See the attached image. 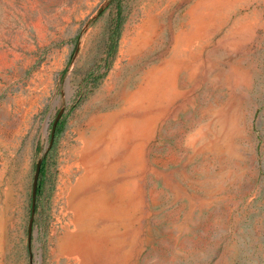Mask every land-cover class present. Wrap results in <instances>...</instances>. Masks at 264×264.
<instances>
[{
    "label": "rangeland",
    "instance_id": "obj_1",
    "mask_svg": "<svg viewBox=\"0 0 264 264\" xmlns=\"http://www.w3.org/2000/svg\"><path fill=\"white\" fill-rule=\"evenodd\" d=\"M0 264H264V0H0Z\"/></svg>",
    "mask_w": 264,
    "mask_h": 264
},
{
    "label": "water",
    "instance_id": "obj_2",
    "mask_svg": "<svg viewBox=\"0 0 264 264\" xmlns=\"http://www.w3.org/2000/svg\"><path fill=\"white\" fill-rule=\"evenodd\" d=\"M64 91H65L66 98H69V96L71 94V91H70V89L68 87L67 79L65 80V83H64ZM54 102L58 104V98H56ZM57 121H58V117L55 118V120L53 121L52 126H51L50 145L53 142L54 131H55V127H56ZM39 172H40V162H37L36 165H35V171H34V177H33V192H32V196H31V204H30V214H31V216H33V214L35 212V188H36ZM33 236H34V231L32 230V219H30L29 223H28V227H27L28 246L30 245L31 237H33Z\"/></svg>",
    "mask_w": 264,
    "mask_h": 264
},
{
    "label": "trees",
    "instance_id": "obj_3",
    "mask_svg": "<svg viewBox=\"0 0 264 264\" xmlns=\"http://www.w3.org/2000/svg\"><path fill=\"white\" fill-rule=\"evenodd\" d=\"M59 127H60V123L59 124H56V127H55V131H54V135H56L59 131ZM43 163L41 164L40 166V175L43 174ZM41 182H38L37 186H36V193H35V196H37L39 193H40V189H41Z\"/></svg>",
    "mask_w": 264,
    "mask_h": 264
}]
</instances>
